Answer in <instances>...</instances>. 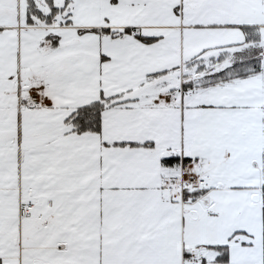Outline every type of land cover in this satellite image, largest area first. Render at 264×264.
Segmentation results:
<instances>
[{
	"label": "snow or ice",
	"instance_id": "obj_1",
	"mask_svg": "<svg viewBox=\"0 0 264 264\" xmlns=\"http://www.w3.org/2000/svg\"><path fill=\"white\" fill-rule=\"evenodd\" d=\"M0 264H264V0H0Z\"/></svg>",
	"mask_w": 264,
	"mask_h": 264
}]
</instances>
